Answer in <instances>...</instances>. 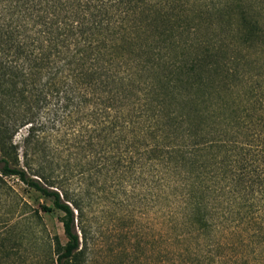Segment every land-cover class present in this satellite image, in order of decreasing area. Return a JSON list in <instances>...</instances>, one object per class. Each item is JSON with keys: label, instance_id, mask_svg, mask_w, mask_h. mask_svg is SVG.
<instances>
[{"label": "trees", "instance_id": "16d2710c", "mask_svg": "<svg viewBox=\"0 0 264 264\" xmlns=\"http://www.w3.org/2000/svg\"><path fill=\"white\" fill-rule=\"evenodd\" d=\"M18 1L36 29L28 49L19 46L23 80L0 56V193L15 176L51 201L42 211L63 213L67 241L56 236L48 264H83L81 203L33 164L44 139L33 103L49 95L60 121L83 113L90 135L81 147H119L98 171H148L169 238H216L212 250H233L236 263L252 246L264 261V5H254L264 0ZM26 125L23 145L14 142ZM17 233L0 229V264H32Z\"/></svg>", "mask_w": 264, "mask_h": 264}, {"label": "rangeland", "instance_id": "374dc122", "mask_svg": "<svg viewBox=\"0 0 264 264\" xmlns=\"http://www.w3.org/2000/svg\"><path fill=\"white\" fill-rule=\"evenodd\" d=\"M20 3L18 0H0V56L23 80L21 72H30L29 61L27 51L21 53L19 46L28 49V35L31 33L34 37L36 28L28 30L35 15L32 19L27 17ZM254 5L261 8L264 1ZM191 8L194 11L198 5H191ZM192 11L190 17L196 16ZM205 32L206 28L202 26L200 33ZM30 86L33 87L32 83ZM49 98H52L51 102L45 106L43 103L42 107L33 103L36 118L44 124V139L33 164L43 166L46 175L62 180L71 196L81 203L82 212L74 209L83 264H264L262 258H258V252L252 251V246L248 252L243 249L236 263L237 255L233 250L227 249L219 255L212 250L216 238H169L172 229L167 222L166 201L162 199L154 206L151 200L154 187L148 171L140 172L139 169L127 175H122V170L98 171L97 164L107 156L116 162L119 147L114 145L111 149L113 145L101 147L100 144L94 150L81 147L88 143L90 135L83 113L70 116L71 113L65 111L60 121L58 115L61 112L56 113L53 109L55 98L52 95ZM27 130V125L19 128L13 141L23 145ZM22 150L23 146H20V156ZM6 181L8 188L0 193V214L8 212L6 219L9 221H0V229L15 227L18 252L32 260V264L50 263L52 256L56 257V236L62 245L67 241L61 222L63 213L57 209L42 211L41 206L51 201L17 177H6ZM55 185L53 188L59 189V182Z\"/></svg>", "mask_w": 264, "mask_h": 264}]
</instances>
